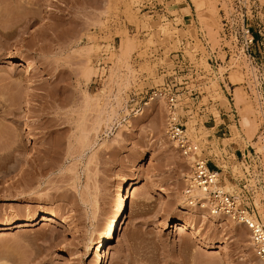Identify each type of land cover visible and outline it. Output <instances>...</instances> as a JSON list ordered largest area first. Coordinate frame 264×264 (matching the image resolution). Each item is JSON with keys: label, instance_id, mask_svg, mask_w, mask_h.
<instances>
[{"label": "rangeland", "instance_id": "374dc122", "mask_svg": "<svg viewBox=\"0 0 264 264\" xmlns=\"http://www.w3.org/2000/svg\"><path fill=\"white\" fill-rule=\"evenodd\" d=\"M174 1V23H161L135 0H0V222L36 218L0 229V264H93L90 244L110 221L119 181L135 177L106 264H262L247 228L210 221L184 201L190 161L166 135L164 101L149 97L156 56L167 58L183 39L204 74L180 102L187 132L224 174L223 188L240 191L264 221V0H211L213 14L207 4ZM125 38L133 49L121 56ZM235 86L251 104L253 139L240 125ZM254 154L258 167L244 176ZM50 211L68 223L42 224ZM176 222L196 234L174 236Z\"/></svg>", "mask_w": 264, "mask_h": 264}, {"label": "built area", "instance_id": "2783aa9c", "mask_svg": "<svg viewBox=\"0 0 264 264\" xmlns=\"http://www.w3.org/2000/svg\"><path fill=\"white\" fill-rule=\"evenodd\" d=\"M134 7L161 23H174L176 19L174 11L178 9L174 0H135ZM188 49L186 41L179 39L175 47L167 52V58L163 59V51H159V56H156L158 83L152 92V94H158L165 103L167 137L179 153L190 161L189 170L183 177L184 201L189 206L203 210L209 215L227 218L247 228L255 256L259 259L263 258L264 221L260 220L253 207L247 204L248 199L240 198V191L237 195L223 188L224 174L220 175L219 169L214 168L210 162L211 155L201 146L200 141L188 134L184 117L180 113L181 99L190 97L198 85L197 81L204 76L196 62L186 53ZM210 55L211 58L215 56L214 52ZM253 158L255 159L252 160L251 169V165L244 164L242 170L244 176L258 167L257 158L259 157L254 154Z\"/></svg>", "mask_w": 264, "mask_h": 264}, {"label": "bare ground", "instance_id": "6f19581e", "mask_svg": "<svg viewBox=\"0 0 264 264\" xmlns=\"http://www.w3.org/2000/svg\"><path fill=\"white\" fill-rule=\"evenodd\" d=\"M215 1V0H214ZM217 1V0H216ZM263 1V0H262ZM192 2H194L195 4L201 6V4L203 5V3L207 6L210 7V9L212 10H209L208 7L207 9L209 11H211V14H213V11H214V8L213 6L216 4H213V2L211 0H192ZM261 2V1H260ZM263 3V2H262ZM264 4V3H263ZM187 7V6H186ZM204 8V6H203ZM195 9V8H194ZM198 9V7L196 8V10ZM200 10H202V8H199ZM198 10V11H200ZM198 11H197V14H198ZM216 12V11H214ZM203 16V15H202ZM202 16L199 18L200 21H203L202 19ZM199 17V16H198ZM206 17V16H204ZM212 17V16H211ZM209 18V17H208ZM207 20V19H206ZM214 21V20H213ZM207 21H204V23H206ZM203 24V23H201ZM209 26L206 27V25H203L206 27V31H207V28H208V31H209V35H211V33L213 34V36L216 34L214 32H216L215 30L212 32V23L211 25L209 23H207ZM216 25V24H215ZM211 26V27H210ZM215 28V27H214ZM163 29V28H162ZM161 30V29H160ZM165 31V30H164ZM207 31V32H208ZM217 35V34H216ZM212 36V38H213ZM131 38V37H130ZM126 39L125 40H122L121 43H119V46H120V50L121 52L120 53H123L121 54L122 55H127L130 53L131 49H133V42H132V39ZM214 40V38H213ZM217 41V39H215ZM150 42V40H149ZM17 63L19 61V65H22V68L23 69H31V64L27 61V60H23L22 57H18L17 59ZM239 66V65H237ZM249 68V67H248ZM250 69V68H249ZM234 73V72H233ZM232 73V74H233ZM239 73V72H237ZM235 78V79H234ZM234 81L237 82L239 79H240V76L239 75H236L234 74ZM233 81V80H232ZM241 81V80H240ZM234 84V83H233ZM235 85V84H234ZM241 86H235L234 88V92H233V96H234V104H241L243 105L241 109V121H240V125L243 126L246 130V133L249 134L247 135V137H250L253 139V133H255L254 131H256L255 129V124H252V122H254L253 120L250 121V118H249V115L251 113H249L252 108H251V104L249 101H247V99H245L243 97V95H246L241 93L240 91V88ZM242 88V87H241ZM233 90V89H232ZM247 96V95H246ZM159 98L158 94H152L150 97H149V100H154V98ZM248 97V96H247ZM147 102H145V104H147ZM252 103V102H251ZM254 109V108H253ZM216 111V110H215ZM253 111V110H252ZM251 111V112H252ZM217 112V111H216ZM215 112V113H216ZM251 117V116H250ZM252 119V117H251ZM255 123V122H254ZM256 134V133H255ZM258 137V136H257ZM256 137V138H257ZM248 139V140H249ZM259 141L258 139H255L253 140V144H257ZM252 144V146H253ZM263 145V144H261ZM256 146V145H255ZM260 146V145H259ZM261 147V146H260ZM258 148V147H256ZM259 150V149H258ZM262 151V161H261V164L263 163V176H264V145L262 146V149L260 150ZM261 159V158H260ZM264 178V177H263ZM139 183V180L137 177H135L134 179L132 180H129V179H125V178H121L120 181H119V190H121V193L119 194V196L117 197L116 200H114V210L111 211L112 213H110L111 217H110V221L108 222L107 227L103 230V232L97 237L95 238L91 244H90V249H91V253L93 254L94 258H93V264H106V255H105V252H104V249L106 247V245H108V243L112 240L113 236H114V233L116 231V229L119 227V225L122 223V219H123V216L125 215L126 213V204H127V201L128 199L130 198V192H131V189H134L135 187H137L136 185ZM181 197V196H180ZM182 198V197H181ZM182 201V200H180ZM179 203V202H178ZM183 204V203H182ZM181 213L182 214H188V216L192 215L194 217L195 213H193L194 211L187 208L186 206H184V204L181 206ZM196 212V211H195ZM199 215V214H198ZM203 215V214H202ZM199 215L203 218H205L206 216L205 215ZM187 216V215H186ZM211 217L213 218H210L209 220L210 221H218L220 220L219 218H221V216H218V215H210ZM39 221H42L43 223L42 224H45L46 222H50V221H53L54 219L59 218L61 220V223H68L67 220L65 218H61V216H59V214L57 212H54V211H50L48 213H44V214H41L39 216ZM192 219V218H191ZM218 219V220H216ZM36 221V218H34L33 216H30L29 218L23 220V221H19V220H16V221H13V222H0V229H3V228H7L12 226V227H15V228H21V227H25V226H31L33 225V223ZM192 221V220H191ZM202 224H205L206 223V220L205 219H202L201 220ZM212 223V222H211ZM163 224L164 226L162 227L163 229L164 228H169L170 226V222H168L167 220H164L163 221ZM215 224V223H213ZM5 226V227H4ZM172 227V226H171ZM195 228V227H194ZM189 230L190 233H195L196 234V230L193 229L192 227V223L190 222H176V224L174 225V228H173V235L176 236V235H180L182 234L183 232ZM175 238V237H174ZM56 257L55 253L53 252L51 254V257L50 259ZM261 262L262 264H264V257L261 258Z\"/></svg>", "mask_w": 264, "mask_h": 264}]
</instances>
